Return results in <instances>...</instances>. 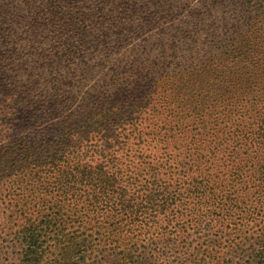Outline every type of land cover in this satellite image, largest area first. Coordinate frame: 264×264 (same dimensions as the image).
I'll return each mask as SVG.
<instances>
[{"label":"trees","instance_id":"obj_1","mask_svg":"<svg viewBox=\"0 0 264 264\" xmlns=\"http://www.w3.org/2000/svg\"><path fill=\"white\" fill-rule=\"evenodd\" d=\"M14 28L0 25V183L34 203L17 239L29 264H157L156 230L197 197L202 211L218 204L223 222L256 220L240 243L237 225L222 230L221 264H264V100L174 109L151 80L124 101L50 102L59 92L39 86L38 55L9 68L22 42ZM209 251L189 245L179 264Z\"/></svg>","mask_w":264,"mask_h":264},{"label":"rangeland","instance_id":"obj_2","mask_svg":"<svg viewBox=\"0 0 264 264\" xmlns=\"http://www.w3.org/2000/svg\"><path fill=\"white\" fill-rule=\"evenodd\" d=\"M5 22L9 30L17 25L23 31L14 47L18 57L7 55L9 68L38 55L32 68L40 67L39 86L59 92L50 102L124 101L135 85H153L151 80L166 85L174 109L264 100V0H0V25ZM60 108L50 123L65 116L67 107ZM198 198L186 200L183 216L167 230H156L164 234L156 235L157 264H179L189 245L213 248L200 253L202 264L224 263L216 255L223 251L219 244L226 246L222 230L237 225L236 243L257 230L256 220L236 214L223 222L218 204L200 210ZM28 204L34 205L22 200L21 191L0 183V264H29L17 242L33 211Z\"/></svg>","mask_w":264,"mask_h":264}]
</instances>
